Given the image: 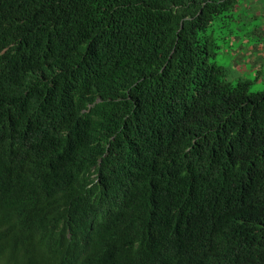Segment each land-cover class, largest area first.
Masks as SVG:
<instances>
[{"label": "trees", "instance_id": "obj_1", "mask_svg": "<svg viewBox=\"0 0 264 264\" xmlns=\"http://www.w3.org/2000/svg\"><path fill=\"white\" fill-rule=\"evenodd\" d=\"M237 0H0V264H264V91L211 63Z\"/></svg>", "mask_w": 264, "mask_h": 264}, {"label": "rangeland", "instance_id": "obj_2", "mask_svg": "<svg viewBox=\"0 0 264 264\" xmlns=\"http://www.w3.org/2000/svg\"><path fill=\"white\" fill-rule=\"evenodd\" d=\"M215 44L211 63L227 69V79L249 80L250 91H264V0H237L206 32Z\"/></svg>", "mask_w": 264, "mask_h": 264}]
</instances>
